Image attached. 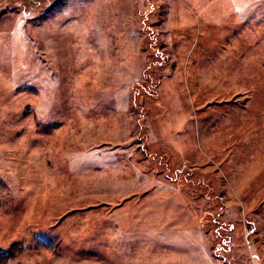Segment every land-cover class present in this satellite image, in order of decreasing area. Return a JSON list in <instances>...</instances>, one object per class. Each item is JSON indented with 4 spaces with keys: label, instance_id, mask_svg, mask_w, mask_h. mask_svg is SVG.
Masks as SVG:
<instances>
[{
    "label": "rangeland",
    "instance_id": "374dc122",
    "mask_svg": "<svg viewBox=\"0 0 264 264\" xmlns=\"http://www.w3.org/2000/svg\"><path fill=\"white\" fill-rule=\"evenodd\" d=\"M14 246L0 264H264V0H0Z\"/></svg>",
    "mask_w": 264,
    "mask_h": 264
},
{
    "label": "trees",
    "instance_id": "16d2710c",
    "mask_svg": "<svg viewBox=\"0 0 264 264\" xmlns=\"http://www.w3.org/2000/svg\"><path fill=\"white\" fill-rule=\"evenodd\" d=\"M145 91H148V89L145 88ZM22 252L23 246H14L8 252H0V262L5 263Z\"/></svg>",
    "mask_w": 264,
    "mask_h": 264
}]
</instances>
